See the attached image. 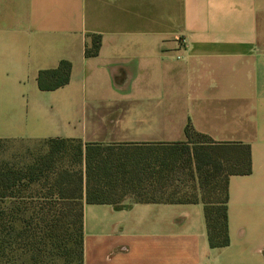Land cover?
Instances as JSON below:
<instances>
[{
    "label": "crops",
    "instance_id": "obj_1",
    "mask_svg": "<svg viewBox=\"0 0 264 264\" xmlns=\"http://www.w3.org/2000/svg\"><path fill=\"white\" fill-rule=\"evenodd\" d=\"M63 61L69 83L41 90ZM189 124L250 147L251 174L228 179L229 245L211 247L201 201L86 203L79 264H264V0H0V141L164 146Z\"/></svg>",
    "mask_w": 264,
    "mask_h": 264
},
{
    "label": "trees",
    "instance_id": "obj_2",
    "mask_svg": "<svg viewBox=\"0 0 264 264\" xmlns=\"http://www.w3.org/2000/svg\"><path fill=\"white\" fill-rule=\"evenodd\" d=\"M100 36L93 37V46L87 50L88 57L97 56L100 51ZM71 76V64L63 61L57 69L42 71L38 78L39 87L43 91H53L67 85ZM186 134L190 140L195 136L201 137L209 147H202L201 150L211 149L220 152L225 160L233 162L227 172L224 190V200L219 203H213L206 198L194 200H178L174 197L165 198L166 195L175 196L178 191L169 193L170 187L175 183L173 171L165 161L149 160L145 161L137 155H125L128 157L116 156L117 154L108 152L113 146L88 145L84 155L85 171L77 173H69L65 171L62 179L59 180L61 188L58 191H52L50 197L54 205H58L61 209L60 215L56 216V221H63L62 215L68 203L80 202V210H78L77 218L81 229V239L78 245L81 248V258L83 254V209L84 204H109L120 206L122 200L126 198L143 200L136 202L145 203H182V202H202L205 204V212L207 219V228L209 242L212 248L226 247L230 243L228 229V179L229 175L242 174L249 175L252 172V157L250 147L244 148L243 156L232 155L227 145H210L212 141L204 136L197 134L192 125L186 128ZM64 140H50L51 154L55 153L56 148L62 144ZM57 144V146H55ZM55 147V149H54ZM103 147H107L104 149ZM123 147V146H119ZM139 154V153H135ZM200 159V158H199ZM40 165L32 166L28 172L29 184H34L37 178V169ZM175 171V170H174ZM173 175V177L171 176ZM86 177V178H85ZM24 175L20 171H7L4 166H0V264H12L13 260L19 257L18 252L23 250L24 234L28 227L20 228V221H11L6 216V203L13 202L16 210H22L26 206L29 214L44 213L45 207L41 205L35 206L33 201L34 194L30 193V201H26L23 192L17 189L18 185L23 182ZM86 180V181H85ZM41 181V179H39ZM64 186L67 189H64ZM74 186L75 188H68ZM159 196V198H157ZM50 197L44 198L49 200ZM8 202V203H9ZM82 203V204H81ZM77 205V204H76ZM217 207V208H216ZM38 208V210H37ZM10 209V208H9ZM33 211V212H30ZM44 213V214H43ZM47 216V215H46ZM41 222L47 219H41ZM20 229V230H19ZM13 233L16 237H13ZM26 237H32L26 236ZM35 237V236H34ZM21 256V255H20ZM81 262V261H80Z\"/></svg>",
    "mask_w": 264,
    "mask_h": 264
},
{
    "label": "rangeland",
    "instance_id": "obj_3",
    "mask_svg": "<svg viewBox=\"0 0 264 264\" xmlns=\"http://www.w3.org/2000/svg\"><path fill=\"white\" fill-rule=\"evenodd\" d=\"M199 142H204V140L195 136L190 142L175 145L112 147L108 152L128 158L129 156L125 155H137L145 161H165L169 165V169L173 171L174 179H176L174 180L175 183L168 185L170 187L169 193L178 191L175 196L166 195L165 198L174 197L178 200L206 198L213 203L222 202L228 167L233 165V162L225 160L219 154L220 152L211 149L212 147L204 151L201 150L202 147L206 146L195 145ZM103 148L107 149V147ZM85 152L86 147L74 141H64L53 154H51V144L48 142L28 144L0 141V166H4L7 171L22 172L24 180L17 189L25 194L27 202L30 201V193L34 194L35 206L42 203L45 207L44 213H47V216L44 213L42 216L41 212L33 215L25 210L26 206L22 207V210H16L13 202L8 201L9 203H6L8 219L20 221L18 224L20 228L28 227L22 242L23 250L18 252L20 258L13 260L12 264L80 263L81 248L78 243L82 234L77 218L80 202L68 203L64 209V215H62L63 221H56V216L60 215L61 209L58 205L53 204L50 193L61 188L57 184H59V180L62 179L65 171L77 173L84 170ZM37 164L40 165L37 168L40 170L36 177H39L41 181L38 179L34 184H29L28 170ZM173 175L171 174L172 177ZM68 188L75 187L68 186ZM64 189L67 188L64 186ZM46 197H50L49 200H44ZM140 200L143 198H126L122 200L121 205ZM43 218L47 219L46 223L41 222ZM27 235H32V237L28 238ZM13 237H16L15 233H13Z\"/></svg>",
    "mask_w": 264,
    "mask_h": 264
},
{
    "label": "built area",
    "instance_id": "obj_4",
    "mask_svg": "<svg viewBox=\"0 0 264 264\" xmlns=\"http://www.w3.org/2000/svg\"><path fill=\"white\" fill-rule=\"evenodd\" d=\"M188 49V41L185 37H179L178 38V52L179 55L177 56L178 60H182L184 57V53L187 51Z\"/></svg>",
    "mask_w": 264,
    "mask_h": 264
}]
</instances>
